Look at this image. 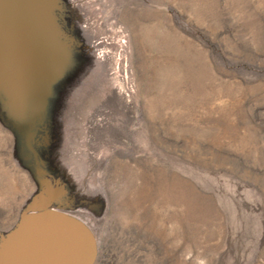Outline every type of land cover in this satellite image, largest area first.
I'll list each match as a JSON object with an SVG mask.
<instances>
[{
  "label": "rangeland",
  "instance_id": "374dc122",
  "mask_svg": "<svg viewBox=\"0 0 264 264\" xmlns=\"http://www.w3.org/2000/svg\"><path fill=\"white\" fill-rule=\"evenodd\" d=\"M48 8L58 82L0 47V245L46 207L93 264H264V0Z\"/></svg>",
  "mask_w": 264,
  "mask_h": 264
},
{
  "label": "water",
  "instance_id": "95a60500",
  "mask_svg": "<svg viewBox=\"0 0 264 264\" xmlns=\"http://www.w3.org/2000/svg\"><path fill=\"white\" fill-rule=\"evenodd\" d=\"M48 2L0 0V47L5 58L10 56V65L21 61L29 69L49 67L53 72L43 71L41 81L54 83L65 74L62 62L67 54L63 42L56 38ZM8 82H15L13 73L8 74ZM58 189L46 184L40 193L56 195ZM96 254L95 236L82 220L42 207L20 214L0 245V264H93Z\"/></svg>",
  "mask_w": 264,
  "mask_h": 264
}]
</instances>
